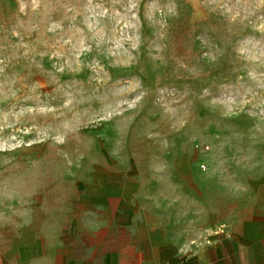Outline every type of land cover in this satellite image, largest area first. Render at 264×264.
<instances>
[{"label":"rangeland","instance_id":"1","mask_svg":"<svg viewBox=\"0 0 264 264\" xmlns=\"http://www.w3.org/2000/svg\"><path fill=\"white\" fill-rule=\"evenodd\" d=\"M263 177L264 0H0L4 221L63 227L101 179L225 211Z\"/></svg>","mask_w":264,"mask_h":264},{"label":"crops","instance_id":"2","mask_svg":"<svg viewBox=\"0 0 264 264\" xmlns=\"http://www.w3.org/2000/svg\"><path fill=\"white\" fill-rule=\"evenodd\" d=\"M119 181L94 180L63 227L40 205L0 218V264H264V177L225 211L185 203L166 218Z\"/></svg>","mask_w":264,"mask_h":264}]
</instances>
